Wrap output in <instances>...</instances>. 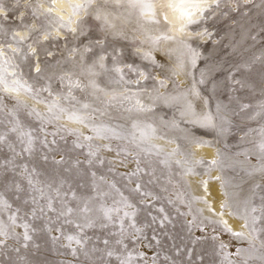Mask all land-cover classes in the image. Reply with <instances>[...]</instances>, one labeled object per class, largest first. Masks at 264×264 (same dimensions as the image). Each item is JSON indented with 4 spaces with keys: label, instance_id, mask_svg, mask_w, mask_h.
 Returning <instances> with one entry per match:
<instances>
[{
    "label": "snow or ice",
    "instance_id": "snow-or-ice-1",
    "mask_svg": "<svg viewBox=\"0 0 264 264\" xmlns=\"http://www.w3.org/2000/svg\"><path fill=\"white\" fill-rule=\"evenodd\" d=\"M64 3L67 10H69L68 19L57 14V0H10V2L0 0V93L14 100V106L7 109L4 96H0V115L6 112L7 122L10 125L7 131L0 132V146L6 145L11 153L10 157L0 160V183H4L9 190L15 191L17 193L16 199L19 200V193L25 191L21 181H26L28 197L24 199L23 203L32 205L30 212H26L24 216H21L22 209L19 207L13 209L4 197L3 192H0V211L9 212L7 220L0 216V264H107L106 257L111 258L116 255L113 250L107 247L110 243L107 238L102 240L105 246L104 249H99L95 245L89 248L90 238L83 235L86 228L99 225L103 229L107 228L109 224L115 223L113 214H119L121 211L118 207L110 208L104 203L93 204V201L107 195L106 192L99 191L95 171H90L95 195L79 198L76 192L72 191L70 193L71 199L77 201L76 206L72 207L69 206L66 199L69 193L61 191L67 183L65 179L61 178L56 187H53L51 183L41 186L39 180L36 179V167H30L27 162L17 163V160L25 155L29 158L33 156L36 150V140L38 139L34 136L33 130H24L18 116L20 109H29L28 114H34L39 119L41 125L39 131L43 133L39 140L48 152L54 151L50 145L57 144L55 138L61 132L75 135L78 138L83 137L85 141L89 142L87 144L86 159L82 161L77 158L71 161L70 166L64 168L67 173H71L75 169L77 174H81L80 166L82 164L89 170L94 164L103 165L105 158L100 153L102 150H106L115 152L118 158L123 154L124 159L119 161L121 164H124L128 157L133 158L136 168L127 174L129 178L146 171L145 168L141 167L142 156L147 158L143 163L149 166L153 164V156H162L163 158L156 162L169 169H171L172 163H175L184 169L183 178L193 173L196 164H202L204 161H191L187 153L183 154L184 159H178L177 157L182 155L179 146L165 152L160 145L153 143L156 139H164L163 136L157 135L158 130L155 124L142 121L138 115L136 118L129 116L132 131L124 134L117 130L122 126L114 128L109 124L97 123L96 115L98 114L100 117L110 116L111 114L108 111L110 108H122L124 112L129 114H146L153 111L156 101L162 100L165 104L180 105V115L182 117H192L193 123L205 127H219L221 132L226 130L224 125L231 123L229 117L222 114V106L219 102L216 105V114L213 115L208 109V97L201 96V92L196 86L197 82L194 81L189 88L178 92L176 95L162 93L160 89L168 86L166 79H158L153 74L152 68L145 69L135 63L124 61L122 59L124 56L122 48H113L109 52L105 50L106 46L110 40L121 39L128 42L132 47L133 56L141 60L155 62L151 49L159 48L162 42H171L177 45L175 49L169 51L178 53V67L184 69L186 65H190L191 68H195L197 60L201 56L199 45L206 40H211L214 45L219 43V40L216 39L217 21L231 19L232 24L239 25V20L233 18L234 14H239L240 17H249L254 9L258 10L260 16H264V0H197V6L202 9L198 16L180 24L171 22L169 11L178 12L186 3V0H83L81 3H77L76 0H64ZM133 20H135L134 24ZM94 24L100 35L95 39H89L85 44H81V39L93 31ZM128 25L132 26L129 28ZM149 25L154 27H146ZM253 27H257V25H253ZM190 30L192 35H188ZM153 31L158 34H153ZM20 33H25V35ZM262 33H264V20L259 25V31L251 35V40L256 41ZM139 36H142L143 39H140ZM45 41L48 43L45 44ZM33 45H36V47L34 48ZM145 45H150V50L143 51ZM94 48H100L101 54L91 63H88L87 55L92 53ZM60 53H63L61 59L54 62L49 60L50 57H55ZM185 56L188 58L187 61L184 59ZM109 57L112 60L111 68L105 63ZM27 61H31L27 65L29 75L35 72L37 74L36 79L45 78L42 64L52 68H60L58 73L53 72L47 77V80L51 81L52 77L56 76L61 82L67 81L69 85L68 92L66 94L53 93L50 83L40 86L34 83H26L22 64ZM69 61L73 65L72 70H64L61 63ZM256 65H259V67L257 68ZM154 66L163 68V64L159 62H155ZM241 67L246 68L249 74L256 73L259 76L258 94L261 99L255 103H241L239 111H234L233 115L240 116L242 113H246L241 117L244 123L257 122V127L249 126L244 136L241 137L243 140L245 137H250L252 133H256L255 137H251L247 141L252 147L246 149L242 155L249 162L251 168L249 175L258 172L264 176V54L253 56L250 61L245 62ZM9 69L13 70L11 75ZM171 71L173 76L177 75L175 68ZM236 71H239V67ZM109 72L115 73V76L110 79V83L121 86L119 90L115 87L111 89L100 87L97 83L96 77ZM133 74L136 77L135 79L126 78ZM81 76L87 77V83L81 82ZM229 79L234 86L249 88L254 95L257 94V89L248 84L246 80L236 79L235 72L230 74ZM147 81L154 82L151 90H149ZM198 83L200 85L206 83L203 72ZM124 85L129 87H123ZM217 86L216 83L212 85L213 92ZM133 87L136 88V91L132 90ZM174 87L179 88V84L174 83ZM73 88L81 90L90 88L92 90L91 95L103 107H93L90 103H81L72 95ZM21 90L37 99L40 93H47L48 97L51 98L47 101V112H40L35 107L28 105L26 101L21 100L19 97ZM235 90V87H233L232 91ZM145 95L151 103L142 102L141 97ZM189 95L203 100L201 112H196ZM62 101H75L79 107L77 108L74 105L66 107ZM125 102H129L127 106H125ZM65 115L69 121L90 127L93 135L85 136L79 129L69 128L66 124L60 123ZM257 118H260L259 121H257ZM217 120L219 124H217ZM2 123H4V120L0 119V124ZM53 123L56 125L55 130L48 132L45 126ZM173 126H177L175 122H173ZM10 133L17 135L21 145L19 151H17L15 144L9 140ZM49 135L53 137L50 141L48 140ZM60 139L64 140L65 137L60 136ZM113 139L127 141V144L114 149L111 143L96 144L95 146L92 143L93 141H111ZM168 142L173 143L174 141L169 140ZM75 147L84 148L85 144L76 142ZM218 155L223 156L222 153H218ZM253 155L257 157L255 165L251 164ZM41 160L47 162L49 156L42 153ZM52 161L58 166L69 164L68 158L64 155H61L59 159L52 157ZM109 163H115V161H109ZM209 163L212 166H219L223 171L224 162L222 159L212 160ZM189 164L192 166L185 168V165ZM9 173L11 176L8 175ZM154 173L155 168L153 167L151 168V174L154 175ZM217 179H221V177H217ZM99 180L105 181V178L100 176ZM169 183H172L170 178ZM223 184L225 187L224 195L230 196L231 194L227 191L228 181L224 180ZM204 185L206 189L207 182H204ZM68 186L71 187L70 184ZM110 187L115 188L116 185L112 183ZM255 189H264V183H256L253 191ZM133 190L140 192L145 197L152 196L151 192L142 191L140 183H137ZM117 191L119 190L117 189ZM164 191H167V189H164ZM156 198L158 199V197ZM177 199H180L179 194H177ZM260 200L259 206L252 202L251 197L243 201V212L239 215L241 219L245 220V227L249 228V233L232 232L233 236L242 241L246 240L248 247H238L234 253L225 252L223 250L227 246L220 243L218 248L223 253L221 264H225V262L226 264H250V261L253 260L258 261L259 264H264V240L259 239L260 233L264 232V227H257V224L264 223V196H261ZM57 201L60 204L59 208L55 206ZM168 202L173 203L171 199ZM181 203H184V201L181 200ZM223 206L228 207V202L225 201ZM126 207L131 208L133 205L126 204ZM188 208V212L181 213L179 208L176 209V212L184 216L191 215L190 204ZM159 211L164 213L163 208H160ZM197 211L203 212V209H197ZM50 214H55V219ZM218 215L222 216L223 213ZM72 216L79 219H70L69 217ZM134 216L135 212L124 211L123 216L119 218V233H110V235L121 237L115 243L122 245L125 249L128 245L124 243V219ZM61 218H64V224H73L79 230L77 236L65 235L62 227H52ZM152 219L155 220L156 217ZM35 220H45L43 229H38L30 223V221ZM166 220H168L167 214L160 221L161 226ZM194 220L195 217H193V220L188 221V224L191 226ZM18 221L20 222L18 223ZM220 223L227 225L224 220H221ZM130 227L135 229L136 233L142 232L141 228L136 227L134 220ZM197 227L200 226L197 225ZM18 228L22 229V232H18ZM200 230L203 232L202 227ZM227 230L231 232V229ZM41 231L46 232L51 248H48L46 244L38 243L34 239V236ZM62 239L67 240L68 244H61ZM133 239L138 240L139 237ZM153 239L156 240L157 244L159 243L155 236H153ZM207 239H209L207 236L196 237L194 243ZM210 239L217 240L218 237L213 235ZM73 242L78 247H73ZM148 247H151V245H148ZM61 248H67L69 251L67 253L62 252L60 251ZM97 252H102L103 255L96 256ZM180 252L181 250L177 249L176 255L179 256ZM137 255L144 259L146 254L139 252ZM185 255L189 264H191L192 251L188 250ZM68 256H71L72 259H68ZM233 256L238 259H233ZM50 257L55 258L51 259ZM116 258L120 261V264H129L132 254L129 252L123 259L120 256H116ZM165 259L168 260L170 257H165ZM198 259L203 262L204 256L201 255ZM152 260L155 264L156 257L153 256ZM173 264H175V261H173Z\"/></svg>",
    "mask_w": 264,
    "mask_h": 264
},
{
    "label": "rangeland",
    "instance_id": "rangeland-1",
    "mask_svg": "<svg viewBox=\"0 0 264 264\" xmlns=\"http://www.w3.org/2000/svg\"><path fill=\"white\" fill-rule=\"evenodd\" d=\"M5 2H10V0H5ZM233 18L239 20V25L232 24L231 19L216 22V39L219 40V43L214 45L211 40H208V42H206L207 44L203 43L199 45L202 54L200 56L202 60L199 71H201V73L203 72L206 78V83L200 85V87L202 93L209 99L212 113L214 115L216 114V105L219 102L222 106V114L229 117L231 123L224 125V128L226 129L225 131L221 132L219 127L213 128L214 130L208 129L209 131H201L192 125H185L184 128V126H179L175 123L177 126H173L172 118L175 116L179 117V110L181 109L179 105L162 107V111L159 115L149 113L129 114L124 112L123 109H119V113L113 112L110 116L100 117L98 114L96 115L97 123L109 124L114 128L122 126L117 128V130L124 134H128L132 131L131 119L128 118L129 116L136 118L138 115L139 119L142 121L155 124L158 130L157 135L163 136L164 139H156L153 143L160 145L165 152L171 151L179 146L182 155L177 157L178 159H184L185 157L183 154L187 153L189 154V159L191 161H204L202 164H196L193 173L184 176L183 178L182 173L184 172V169L175 163H172L171 169H169L156 162L159 159H162V156H153V164L150 166L143 163L147 158L142 156L141 167L145 168L146 171L129 178L127 174L131 173L136 168L133 158L128 157L124 164H121L119 161L124 159L123 154L118 158L115 152H108L106 150H102L100 153V155L105 158V163L103 165L94 164L89 170L82 164L80 166L82 170L81 174H77L75 169L71 173H67L64 171V168L70 166L71 160L73 161L78 158L83 161L86 159V153L88 151L87 144L89 142L85 141L83 137L78 138L75 135H68L67 133L61 132L59 137L57 136L55 138L58 145H50L54 151L48 152L39 140V138L43 136V133L39 131L41 126L39 119H37L34 114L29 115V109L22 108L18 111V116L24 130H33L34 136L38 139L36 140V150L33 153V156L29 158L25 155L19 158L17 163L27 162L30 167H36V179L39 180L41 186L51 183L53 187H56L61 178L65 179L67 183L61 191L69 193V196L66 197L68 204L69 206L75 207L77 201L71 199L70 193L72 191H75L79 198L95 195V190L92 187V177L90 175V171H95L97 173L96 182L99 185V191L102 193L106 192L107 195L93 201V204L97 205L99 203H104L110 208L118 207L121 209L119 214H113L115 223L109 224L107 228L103 229H101L99 225L92 228H86L83 233L84 236L90 238L88 242L89 248L95 245V247L99 249H104L105 246L103 245L102 240L107 238L110 241L107 247L110 250H113L116 255L111 258L106 257L107 264H120V261L116 256H120L121 259H123L129 252L132 254V259L129 264H153V256L156 257L155 264H173V261H175V264H189L187 256L185 255L188 250L192 251L191 264H221L223 253L218 248L220 243H224L227 246L223 250L225 252L234 253L238 247H248V242L246 240H240L233 236L232 232H241L242 230L245 234L249 233V228L244 227L245 220L240 218L239 213L243 212V201L249 197L252 198V202L256 206L260 205V197L264 196V189H255V191H253V189L256 183H264V176L258 172L249 175V172L251 171L249 162L246 157L242 155L246 149L252 147L247 141L251 137H255L256 133H252L250 137H245L243 140L241 137L244 136L245 131L249 126L257 127V122L246 124L241 118L243 115H246V113L236 116L233 115V112L239 111V105L241 103H255L261 99L258 94L259 76L256 73L249 74L248 70L241 67V65L250 61L253 56L264 54V33H262L256 41H253L250 38L251 35L259 31V25L261 21L264 20V16H260L258 10L254 9L249 14V17H240L239 14H234ZM209 23L211 24L212 22ZM253 25H257V27H253ZM99 35L100 33L94 24L93 31L89 33L88 36L83 37L81 39L83 42L80 41V43L82 42L81 44H85L89 39H95ZM113 48H122L124 50V56L122 58L124 61L135 63L141 68H152L150 65H145V63L138 57L132 55L133 49L128 42L121 39L110 40L105 50L110 52ZM100 54L101 49L94 48L93 52L87 55V61L92 62ZM57 56L58 54L56 57ZM16 62L20 63L19 61ZM106 62L108 67L111 68V57H109ZM29 63H31V61L22 64L25 74V82L34 83L37 86L47 84L45 79H36L37 75L34 72L29 75L27 67ZM67 64L68 62L66 65L65 63L62 65L65 70H69ZM198 66L199 64L196 66V69ZM238 67L239 71H236ZM256 67L258 68L259 65H256ZM48 68L49 66L44 65V70H47ZM233 72H235L236 79H244L248 84L255 87L257 89V94L254 95L249 88H240L238 85L234 86L229 79L230 74ZM114 76V72L101 75L104 80H108L109 82ZM126 78L135 79L136 77L133 74ZM198 78L199 77H197V79ZM146 83L150 87L152 86L153 81H147ZM214 83L218 86L213 92L212 85ZM233 87H235V91H232ZM51 90L53 93H65L68 89L65 90L58 80L54 85H51ZM80 91L81 92L78 95L74 92H72V95L82 102L83 99L86 100V97L84 98V92L82 90ZM0 96H4V94L0 93ZM36 99L37 98H33L32 96V101L21 100L26 101L28 105L35 107L40 112L46 113L47 111L41 108V104L38 101L43 99L42 93H40L39 98ZM44 99L47 102L48 99L51 98L47 96ZM66 102L68 103L69 101ZM4 103L7 106V109L14 106V100L7 96H4ZM69 104L71 106L74 105L77 108L79 107L75 101H71ZM224 106L227 107L225 108ZM95 107L100 106L96 104ZM0 119L4 120V123L0 124V132H5L10 127L7 122L8 117L6 112L5 114L0 115ZM259 119L260 118H257V121H259ZM217 122L219 124L218 120ZM60 123L66 124L69 128L79 129L85 136L93 135L90 127L85 126L87 129L84 131L81 128L73 127L65 117ZM45 127L48 132H52L55 130L56 125L54 123L47 124ZM61 135L65 137V141L60 139ZM205 138L209 139L210 146L215 150L213 159L211 158L209 161L199 147L200 143H202ZM52 139L53 137L49 135L48 140L50 141ZM9 140L15 144L17 151H19L21 145L17 135L10 133ZM169 140L174 142L169 143ZM76 142L84 143L85 147L76 148L74 145ZM92 143L93 146L96 144L111 143L115 149L120 146H125L127 141L113 139L111 141H93ZM44 150V153L47 155L51 153V155H49L51 160L49 159L47 162L41 160V154ZM218 153H222L223 156L218 155ZM61 155L68 156L67 158L70 160L69 164L58 166L53 163L52 157L59 159ZM10 156L11 153L8 151L7 146H0V160ZM221 159L224 162L223 171L219 166H212L209 163L212 160ZM109 161H115V163H109ZM256 163L257 157L253 155L251 157V164L255 165ZM191 166V164L185 165V168ZM153 167L155 168L154 175L151 174V168ZM43 171L45 172L43 173ZM8 175L11 176L10 173ZM100 176H103L105 181H100ZM217 177H221V179H217ZM169 178L172 183H169ZM17 179L19 178L17 177ZM224 180L228 181L227 191L231 194L230 196L224 195ZM204 182H207L206 189ZM21 183L23 184L25 191L19 193V200L16 199L17 193L5 187L4 183H0V192H3L4 197L12 205L13 209L17 207L21 208V216H24V213L30 212L32 205L30 203L27 205L23 203L24 199L28 197V191L26 181H21ZM112 183L116 185L115 188L110 187V184ZM137 183L141 184L143 192H151L152 196L145 197L141 195L140 192L134 191L133 189H135ZM69 184L71 185L70 188L68 186ZM117 189L119 191H117ZM164 189H167V191H164ZM177 194L180 195V199H177ZM156 197H158V199ZM170 199L173 201L171 204L168 202ZM181 200H183L184 203H181ZM214 201L220 202L219 208L214 205ZM225 201L228 202V207L223 206ZM126 204H131L133 207H126ZM189 204L191 205V215L184 216L176 212L177 208H179L181 213L188 212ZM55 206L57 208L60 207L58 201ZM160 208L164 209V213L159 211ZM197 209H203V212H198ZM124 211L129 213L135 212L134 217L124 219V243L128 245L127 249L122 245L115 243L117 239L121 238L119 235H110V233H119V218L123 216ZM219 213H223V215L220 216L218 215ZM165 214L168 215V220L164 221L163 226H161L160 221L163 220ZM8 215V211H0V216H3L5 220H7ZM50 215L55 219V214ZM229 216L239 221L241 224L240 227L243 229H240V227L237 229L233 228L228 222L229 220H227ZM153 217H156V219L153 220ZM193 217H195V220L190 226L188 221L193 220ZM25 218L27 219V217ZM69 218L76 220L79 219L76 216ZM133 220L135 221L136 227L142 229L141 233H136L135 229L130 227ZM221 220L226 221L227 225L220 223ZM19 222L20 221H18V223ZM30 223L38 229H43L45 220H35L30 221ZM197 225L200 227H197ZM52 227H62L65 235L77 236L79 233V230L76 229L73 224H64V218L56 221ZM201 227L203 228V232L200 230ZM257 227H264V223L257 224ZM227 229H231V232ZM17 231L22 232V229L18 228ZM54 234L58 235L59 233ZM213 235L217 236L218 239L211 240L210 237ZM153 236L159 240L158 244L156 243V240L153 239ZM200 236H207L209 239L199 240L194 243L195 238ZM134 237H139V239L134 240ZM34 239L38 243L46 244L48 248H51V243L48 240L46 232L41 231L37 233L34 236ZM259 239L264 240V232L260 233ZM60 243L67 245L68 241L62 239ZM148 245H151V247H148ZM72 246L78 247L74 242ZM177 249L181 250L179 256L176 255ZM60 251L67 253L69 250L67 248H61ZM139 252L146 254L144 259H141L137 255ZM95 255L100 256L103 255V253L97 252ZM201 255L204 256L203 262H200L198 259ZM165 257H170V259L166 260ZM50 258L54 259L55 257ZM67 258L72 259L71 256H68ZM232 258L238 259L235 256ZM250 264H259V262L253 260L250 261Z\"/></svg>",
    "mask_w": 264,
    "mask_h": 264
},
{
    "label": "bare ground",
    "instance_id": "bare-ground-1",
    "mask_svg": "<svg viewBox=\"0 0 264 264\" xmlns=\"http://www.w3.org/2000/svg\"><path fill=\"white\" fill-rule=\"evenodd\" d=\"M77 3H81L83 2V0H76ZM57 9H58V13L59 15H62L65 19H68L69 17V10H67V6L66 4L64 3V0H57ZM201 7L197 6V0H186V3L183 5V7L178 11V12H171L169 11V17H170V20L172 23L174 24H180V23H183V22H186L187 20H190V19H194L198 16L199 12L201 11ZM119 23V22H118ZM135 23V20H133V24ZM132 25H128L127 27H131ZM146 27H149V28H153L154 26H146ZM21 35H25V33H20ZM153 34H158L157 32L153 31ZM188 35H192L191 33V30L190 32L188 33ZM140 39H143L142 36H139ZM120 40V39H119ZM82 41V40H81ZM83 42V41H82ZM81 42V43H82ZM208 42V40H206L204 43ZM45 44H47L48 42L45 41L44 42ZM122 43V42H121ZM207 44V43H206ZM13 47H15V45H13ZM33 47L35 48L36 45H33ZM177 47L176 44L174 43H171V42H162L161 45L159 46V48H155V49H151L152 50V53L155 57V62H159L161 64H163V68L161 67H155L154 64L155 62L154 61H145V60H141L145 63V65H150L154 71V75L157 76L158 79H166V83H167V88H162L160 89V91L162 93H165V94H172V95H176L178 92H182L184 90H186L187 88H189L192 83L195 81L197 82L196 86L197 88H199L200 92H201V96L202 97H206L205 94L202 93V89L200 87V84L198 83L199 79H200V76H201V71L200 70V67H201V57L197 60V63H196V66L199 64L198 68L196 69V66L195 68H191L190 65H186V67L184 69H180L178 67V62H177V56H178V53L175 52V51H169L171 49H175ZM151 46L150 45H145L144 48L142 49L143 51H148L150 50ZM63 55V53H60L58 54V56L56 57H50L49 60L50 61H55V60H59L61 59V56ZM202 55V54H201ZM87 59V58H86ZM185 61H187V57L185 56L184 57ZM88 63H91L89 61H87ZM105 63L107 64V62L105 61ZM63 65V62L61 63V67L64 69V67L62 66ZM66 65V63H65ZM69 66V70L66 69L67 71H70L72 70V63L71 61L68 62L67 64ZM42 68H44V65L42 64L41 65ZM47 68V67H46ZM45 68V69H46ZM175 68L176 71H177V75L173 76L172 75V69ZM65 70V69H64ZM60 71V68H52L49 66V68L47 70H44V79L47 83H50V85H54L59 79L56 78V76H53L51 81H48L47 80V77L49 75H51L53 72H59ZM13 73V70L12 69H9V74L11 75ZM35 73V72H34ZM33 73V74H34ZM36 74V73H35ZM37 75V74H36ZM35 75V76H36ZM103 75V74H101ZM98 76L96 77V81L97 83L100 85V87H104V88H108V89H111V88H117L118 90L121 88L119 85H116V84H113V83H110L108 80H104L102 77ZM107 77V76H106ZM197 77H199L197 79ZM25 79V77H24ZM107 79V78H106ZM80 80L82 83H87V77H83L81 76L80 77ZM60 81V80H59ZM154 83V82H153ZM174 83H178L179 84V88H176L174 87ZM60 84L62 87L69 90V85L67 83V81H64V82H61L60 81ZM67 87V88H66ZM124 87H129V86H124ZM64 90V92H65ZM67 90V91H68ZM81 89H76V88H73L72 92H74L75 94H79L81 91ZM133 91H136V88L133 87L132 88ZM149 90H151V86L149 87ZM66 91V92H67ZM84 92V98L86 97V100H82L81 103H90L93 105V107L97 105H99L100 107H103V105H101L98 101L95 100V98L91 95V89L88 88V89H84L82 90ZM66 92L64 94H66ZM14 95V94H13ZM48 94L47 93H44L42 92V98L41 100H38L41 104V108L42 109H45V111H47V102L46 100L44 99L45 97H47ZM19 97L20 99H24V100H31V97L32 95L21 90L19 92ZM189 99L193 101V105H194V108L196 110V112H201L202 109H203V100L202 99H197L195 98L194 96H191L189 95ZM37 100V99H36ZM49 100V99H48ZM141 100L143 103H151V101L148 100L147 96H142L141 97ZM209 100V99H208ZM73 102V101H72ZM62 103L66 106V107H71V105L69 104L70 102H66V101H62ZM129 102H125V106L128 105ZM171 105H177V104H165L162 100H159V101H156L155 102V106H154V109L152 112H150L149 114H155V115H159L160 112L162 111V107H169ZM180 106V105H179ZM181 107V106H180ZM119 109H122V108H110L108 109V111L110 112V114H112L113 112H118L119 113ZM208 109L211 111L210 109V105L208 104ZM114 110V111H113ZM180 111L181 109L179 110V117H173L172 118V121L175 122L176 124H178L179 126H184L185 128V125H192V126H195L197 127V129H200L201 131L202 130H208V129H213L214 127H205V126H202L201 124H198V123H193L192 122V117H189V116H184L182 117L180 115ZM212 112V111H211ZM214 115V114H213ZM65 118L67 119V116L65 115ZM68 120V119H67ZM68 122L73 126V127H78V128H81L83 131L86 130L87 128L85 127V125H82V124H77V123H74L72 121H69ZM218 124V122H217ZM49 126V125H48ZM183 128V127H182ZM187 129V127H186ZM185 130V129H184ZM188 130V129H187ZM214 130V129H213ZM209 131V130H208ZM211 131V130H210ZM216 131V130H215ZM62 136V135H61ZM59 137V136H58ZM61 141V140H60ZM63 141V140H62ZM65 141V140H64ZM211 142V141H210ZM58 145V144H57ZM75 145V144H74ZM200 147V150L202 151V153L205 154V156L208 158V161L209 159H213L214 155H215V150L213 147L210 146V143H209V139H204L202 143H200L199 145ZM42 149V148H41ZM42 151V150H41ZM61 151V150H60ZM45 152V150L43 151V153ZM41 153V152H40ZM58 153V152H56ZM197 153V152H196ZM199 153V152H198ZM54 154V153H53ZM37 155H38V152H37ZM51 155V153L49 154ZM48 155V156H49ZM68 157V156H67ZM200 157V156H199ZM205 157V158H206ZM51 158V157H50ZM49 158V159H50ZM204 159V158H203ZM51 160V159H50ZM205 160V159H204ZM24 161V160H23ZM72 161V160H71ZM44 162V161H43ZM42 162V163H43ZM70 162V160H69ZM50 163V162H49ZM39 164V163H38ZM65 166V165H64ZM45 171H43L44 173ZM47 175V173H46ZM217 190V189H216ZM218 194V193H216ZM214 205L219 208L220 206V202H216L214 201ZM227 220H229L228 222L233 226V228L237 229L241 226L240 222L237 221L235 218H232V217H228ZM242 222V221H241ZM245 227V226H244ZM240 229H243L240 227ZM239 229V230H240ZM247 230V229H246ZM245 230V231H246ZM248 231V230H247ZM242 232V230H241Z\"/></svg>",
    "mask_w": 264,
    "mask_h": 264
}]
</instances>
